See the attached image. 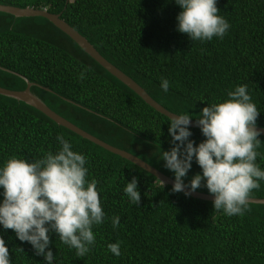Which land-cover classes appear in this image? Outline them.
<instances>
[{
	"label": "trees",
	"instance_id": "16d2710c",
	"mask_svg": "<svg viewBox=\"0 0 264 264\" xmlns=\"http://www.w3.org/2000/svg\"><path fill=\"white\" fill-rule=\"evenodd\" d=\"M0 4L46 9L76 29L109 62L176 114L226 100L247 85L264 127V0H217L230 24L223 39L192 41L177 31L182 11L175 0H0ZM86 78L79 79L81 71ZM169 81V90L161 88ZM30 90L52 110L99 139L124 149L167 176L163 151L173 147L170 119L110 74L67 34L41 16L15 17L0 11V86ZM198 145L206 139L190 127ZM87 157V179L98 181L104 222L93 227L96 242L83 257L49 233L52 264H264V204L249 203L242 216L214 210L213 201L174 193L172 186L133 162L58 125L33 106L0 94V167L15 155L29 162L62 147ZM256 163L264 170V135ZM202 169L195 160L188 184ZM138 180L139 205L125 194ZM250 197L264 198V180ZM0 187V202L3 200ZM196 191L209 193L206 187ZM120 217L113 227V217ZM12 264H46L14 230L0 225ZM121 242V255L107 245ZM192 243V244H191ZM22 249V251L20 250ZM47 251V249H46Z\"/></svg>",
	"mask_w": 264,
	"mask_h": 264
},
{
	"label": "clouds",
	"instance_id": "9594fccd",
	"mask_svg": "<svg viewBox=\"0 0 264 264\" xmlns=\"http://www.w3.org/2000/svg\"><path fill=\"white\" fill-rule=\"evenodd\" d=\"M182 11L177 15V31L187 34L192 41L223 39L229 22L219 15L217 0H175ZM85 68L79 79L86 78ZM162 90H169V81L162 80ZM227 99L202 108L196 118L206 138L198 145L189 139L193 116L191 113L172 115L168 133L173 147L163 151L165 167L174 173L171 191L189 197L197 189L206 187L213 195L214 210L227 216H242L248 211L250 196L260 188L264 170L256 163L262 142L257 129L260 114L252 102L247 85H238L227 93ZM61 144L58 152H48L42 159L29 162L13 155L0 167V225L15 231L17 238L28 242L36 255L46 264L55 259L49 233L54 231L59 240L76 250L78 257L91 251L96 242L93 227L104 222L98 181L88 180L87 157L72 150V144L57 136ZM195 157L202 169L186 184ZM163 185L164 181L160 180ZM187 189V190H186ZM133 205H139L141 195L138 180L133 177L124 188ZM113 227H119L120 217H113ZM108 250L119 257L121 242L109 243ZM47 249V251H46ZM22 251V249H20ZM0 264H12L9 249L0 236Z\"/></svg>",
	"mask_w": 264,
	"mask_h": 264
},
{
	"label": "water",
	"instance_id": "95a60500",
	"mask_svg": "<svg viewBox=\"0 0 264 264\" xmlns=\"http://www.w3.org/2000/svg\"><path fill=\"white\" fill-rule=\"evenodd\" d=\"M0 11L12 14L15 17L41 16V17L48 19L51 23H53V25H55L57 28H59L61 31L67 34L73 41H75V43L83 51H85L90 57H92L96 62H98L104 69H106L110 74L115 76L123 84H125L127 87L133 90L137 95H139L148 105H150L156 111L167 116L168 118L176 114L174 112L169 111L163 105L158 103L134 79H132L130 76L125 74L122 70H120L118 67H116L111 62H109L105 57H103L96 50V48L86 39L85 36L80 34L76 29H74L71 25H69L66 21H64L60 17V13H51V12H48L46 9H42V8L18 7V6L7 5V4H0ZM32 85H33L32 82L27 81L26 87L21 90L8 89V88L0 86V94L8 96V97H12L14 99L23 101L33 106L37 110L44 113L47 117L52 119L54 122H56L58 125L64 126L67 129L73 131L74 133L80 135L81 137L88 139L91 142L103 147L104 149L133 162L137 166L143 168L144 170L154 175L159 181L162 180L164 181V184L173 186V183H174L173 178L167 176L166 174H164L157 168L153 167L151 164H149L145 160L141 159L140 157L124 149H120L113 145L108 144L107 142L83 130L82 128L78 127L77 125L69 121L68 119L64 118L63 116H61L60 114L52 110L37 95H35L30 90V87ZM191 127L199 128L198 126H196V120L192 119ZM257 129L261 131V135H264V127L257 126ZM190 196L194 198L202 199L205 201L214 200L213 195H211L210 193H205L201 191H195ZM249 203L264 204V198L250 197Z\"/></svg>",
	"mask_w": 264,
	"mask_h": 264
},
{
	"label": "bare ground",
	"instance_id": "6f19581e",
	"mask_svg": "<svg viewBox=\"0 0 264 264\" xmlns=\"http://www.w3.org/2000/svg\"><path fill=\"white\" fill-rule=\"evenodd\" d=\"M192 244V243H191Z\"/></svg>",
	"mask_w": 264,
	"mask_h": 264
}]
</instances>
